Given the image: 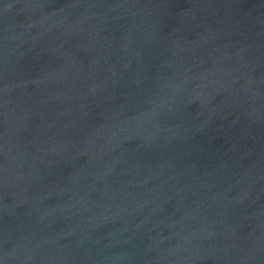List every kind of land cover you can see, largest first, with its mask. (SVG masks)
I'll return each instance as SVG.
<instances>
[{"label": "water", "instance_id": "95a60500", "mask_svg": "<svg viewBox=\"0 0 264 264\" xmlns=\"http://www.w3.org/2000/svg\"><path fill=\"white\" fill-rule=\"evenodd\" d=\"M0 264H264V0H0Z\"/></svg>", "mask_w": 264, "mask_h": 264}]
</instances>
